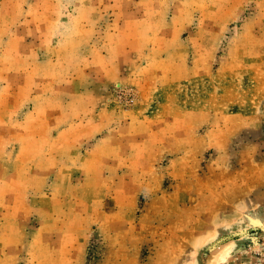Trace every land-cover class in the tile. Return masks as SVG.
Listing matches in <instances>:
<instances>
[{"label":"rangeland","instance_id":"374dc122","mask_svg":"<svg viewBox=\"0 0 264 264\" xmlns=\"http://www.w3.org/2000/svg\"><path fill=\"white\" fill-rule=\"evenodd\" d=\"M0 264H264V0H0Z\"/></svg>","mask_w":264,"mask_h":264},{"label":"bare ground","instance_id":"6f19581e","mask_svg":"<svg viewBox=\"0 0 264 264\" xmlns=\"http://www.w3.org/2000/svg\"><path fill=\"white\" fill-rule=\"evenodd\" d=\"M231 245H227L226 247L223 248L221 254L226 253L227 251H229Z\"/></svg>","mask_w":264,"mask_h":264}]
</instances>
